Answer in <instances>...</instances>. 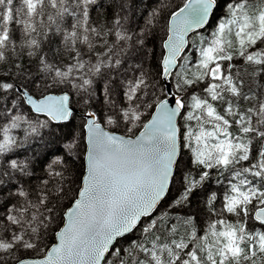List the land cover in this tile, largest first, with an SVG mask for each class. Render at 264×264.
Returning <instances> with one entry per match:
<instances>
[{"label":"snow or ice","instance_id":"1","mask_svg":"<svg viewBox=\"0 0 264 264\" xmlns=\"http://www.w3.org/2000/svg\"><path fill=\"white\" fill-rule=\"evenodd\" d=\"M0 264H264V0H0Z\"/></svg>","mask_w":264,"mask_h":264}]
</instances>
